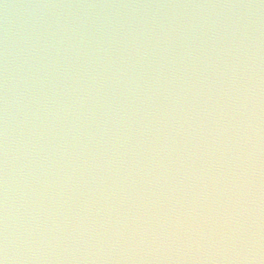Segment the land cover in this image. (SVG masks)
Listing matches in <instances>:
<instances>
[{"label": "clouds", "instance_id": "clouds-1", "mask_svg": "<svg viewBox=\"0 0 264 264\" xmlns=\"http://www.w3.org/2000/svg\"><path fill=\"white\" fill-rule=\"evenodd\" d=\"M0 264H264V0H0Z\"/></svg>", "mask_w": 264, "mask_h": 264}]
</instances>
